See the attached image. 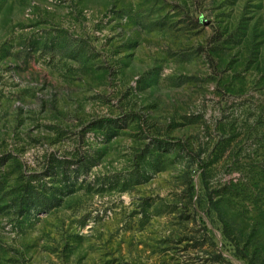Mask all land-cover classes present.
<instances>
[{
	"label": "rangeland",
	"instance_id": "rangeland-1",
	"mask_svg": "<svg viewBox=\"0 0 264 264\" xmlns=\"http://www.w3.org/2000/svg\"><path fill=\"white\" fill-rule=\"evenodd\" d=\"M0 264H264V0H0Z\"/></svg>",
	"mask_w": 264,
	"mask_h": 264
},
{
	"label": "trees",
	"instance_id": "trees-1",
	"mask_svg": "<svg viewBox=\"0 0 264 264\" xmlns=\"http://www.w3.org/2000/svg\"><path fill=\"white\" fill-rule=\"evenodd\" d=\"M29 195L30 196H34L35 197V200H37V202H39V204H41L43 201V204H45V206L47 207V208H50V207H52V201L51 200H45V199H40L39 197H38V195H36V193H35V195H33L32 193H29ZM42 200V201H41Z\"/></svg>",
	"mask_w": 264,
	"mask_h": 264
}]
</instances>
